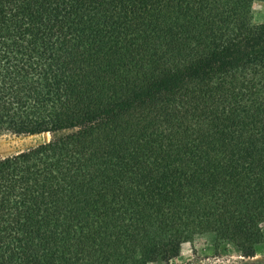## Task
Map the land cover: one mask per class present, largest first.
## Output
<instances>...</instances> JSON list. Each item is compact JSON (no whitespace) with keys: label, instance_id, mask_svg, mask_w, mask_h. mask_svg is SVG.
<instances>
[{"label":"trees","instance_id":"1","mask_svg":"<svg viewBox=\"0 0 264 264\" xmlns=\"http://www.w3.org/2000/svg\"><path fill=\"white\" fill-rule=\"evenodd\" d=\"M263 0H0V264H151L264 239Z\"/></svg>","mask_w":264,"mask_h":264},{"label":"rangeland","instance_id":"2","mask_svg":"<svg viewBox=\"0 0 264 264\" xmlns=\"http://www.w3.org/2000/svg\"><path fill=\"white\" fill-rule=\"evenodd\" d=\"M253 20L264 22V0L253 4ZM53 138L50 133L39 135H16L0 133V158L13 155ZM166 264V263H151ZM169 264H264V239L255 247V255L246 257L232 244L217 242L214 234L202 232L184 237L180 253Z\"/></svg>","mask_w":264,"mask_h":264}]
</instances>
